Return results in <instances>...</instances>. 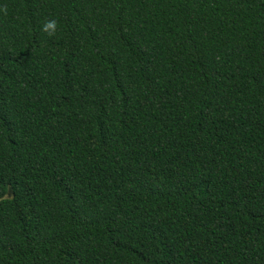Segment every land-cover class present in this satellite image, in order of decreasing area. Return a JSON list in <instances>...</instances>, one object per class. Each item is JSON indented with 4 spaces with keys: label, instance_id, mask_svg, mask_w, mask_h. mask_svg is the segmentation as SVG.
I'll list each match as a JSON object with an SVG mask.
<instances>
[{
    "label": "trees",
    "instance_id": "16d2710c",
    "mask_svg": "<svg viewBox=\"0 0 264 264\" xmlns=\"http://www.w3.org/2000/svg\"><path fill=\"white\" fill-rule=\"evenodd\" d=\"M0 264H264V0H0Z\"/></svg>",
    "mask_w": 264,
    "mask_h": 264
},
{
    "label": "clouds",
    "instance_id": "9594fccd",
    "mask_svg": "<svg viewBox=\"0 0 264 264\" xmlns=\"http://www.w3.org/2000/svg\"><path fill=\"white\" fill-rule=\"evenodd\" d=\"M55 20H48L42 25V29L49 34L55 30Z\"/></svg>",
    "mask_w": 264,
    "mask_h": 264
}]
</instances>
